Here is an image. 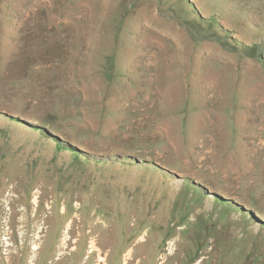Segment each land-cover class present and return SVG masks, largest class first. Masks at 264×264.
<instances>
[{
    "label": "rangeland",
    "instance_id": "rangeland-1",
    "mask_svg": "<svg viewBox=\"0 0 264 264\" xmlns=\"http://www.w3.org/2000/svg\"><path fill=\"white\" fill-rule=\"evenodd\" d=\"M0 207V264H264V0H0Z\"/></svg>",
    "mask_w": 264,
    "mask_h": 264
},
{
    "label": "bare ground",
    "instance_id": "bare-ground-1",
    "mask_svg": "<svg viewBox=\"0 0 264 264\" xmlns=\"http://www.w3.org/2000/svg\"><path fill=\"white\" fill-rule=\"evenodd\" d=\"M13 188L14 187H11V191L9 190L8 191V193L7 194H5V196H4V199H6V200H8V203L6 204V206H7V208L5 209L6 210V212L5 213H7V215H9V217H8V220L10 221V224H11V219H12V213H11V211H10V208H11V206H10V202H12V199L10 200V199H8V198H10V197H12V194H11V192L12 193H14V191H13ZM15 189V188H14ZM37 194L39 195V196H35L33 199H32V203L36 206V205H38L39 204V201H38V199L41 197V194H39V192H37ZM3 197V196H2ZM16 197V196H15ZM44 197V196H43ZM3 199V198H2ZM14 199V198H13ZM15 200V199H14ZM4 201L5 200H2V203H4ZM1 203V204H2ZM6 203V202H5ZM13 206V205H12ZM0 209H1V207H0ZM50 210H52V208L50 207L49 208ZM4 210V211H5ZM15 210V209H14ZM1 211V210H0ZM64 212H65V210H64ZM1 213V212H0ZM62 215H64L65 213H61ZM3 216H5L4 214H3ZM80 218V217H79ZM5 219H6V217H5ZM48 218L47 217H45V220H44V223H46V220H47ZM7 220V221H8ZM75 221H77V220H75V215H73L72 217H71V219L70 220H68V222L66 223V225L64 226V235H63V238L61 239V244L58 246V248L60 249V250H66V249H68V246H69V243L72 241V236H73V234H74V223H75ZM8 223L9 222H7L6 223V226H7V228L6 229H4V232H6V233H8V230H9V228H8ZM91 224V223H90ZM89 228V232L87 233V234H92V232H93V227H91V225L88 227ZM48 229V228H47ZM10 235V234H9ZM35 239H37V237L35 238ZM3 241H4V246H3V254L4 255H6V256H9V255H11L12 253H10L11 252V248H12V244H10L9 242H8V238H3ZM90 246L88 247V249H89V252H88V255L89 256H91L94 252H100V249L97 247V242H96V240L95 239H93V240H90ZM174 243H168V247H169V249L171 248V251L173 250V248H175L174 247ZM163 248H164V246H163ZM166 249V248H165ZM38 250V245L37 244H35V242H33V244H32V246H31V248H30V251L31 252H35V251H37ZM110 251V250H109ZM162 251H163V249H162ZM177 251V250H176ZM36 253V252H35ZM61 253V252H60ZM173 253H176V252H173ZM130 254V252L128 253V254H125V260H127V256ZM167 254H169V253H167ZM132 255V254H131ZM130 260V259H129ZM32 262V261H31ZM125 262H127V261H125ZM166 260H164L161 264H166ZM128 264V263H127Z\"/></svg>",
    "mask_w": 264,
    "mask_h": 264
},
{
    "label": "trees",
    "instance_id": "trees-1",
    "mask_svg": "<svg viewBox=\"0 0 264 264\" xmlns=\"http://www.w3.org/2000/svg\"><path fill=\"white\" fill-rule=\"evenodd\" d=\"M189 4V3H188ZM110 51V50H109ZM109 53V52H108ZM114 53H115V51L113 50V49H111V51H110V53L109 54H111V56H114ZM102 58V57H101ZM105 59V60H104ZM109 59V57L107 56V57H103V60L104 61H106V62H108L107 60ZM86 62H84V64H85ZM90 65V64H89ZM90 68H91V65H90ZM92 68L94 69V72L95 71H98V72H100V74H102V72H103V76H104V78H105V76H106V74H108V76H111V72H110V69H108L109 67L108 66H106L105 67V65L103 66V64H100V65H93L92 66ZM99 69V70H98ZM107 71V72H106ZM106 72V73H105ZM110 73V74H109ZM35 77H37V75L35 76ZM51 85V84H50ZM37 86V85H36ZM59 89H62V88H59ZM35 101H36V103H40V104H42L44 101L46 102L47 101V98H45V97H41V96H36L35 97V99H34ZM33 116H35V115H33ZM45 122H48L47 120H44ZM256 210H261L260 208H258V209H256ZM262 212V211H261Z\"/></svg>",
    "mask_w": 264,
    "mask_h": 264
},
{
    "label": "crops",
    "instance_id": "crops-1",
    "mask_svg": "<svg viewBox=\"0 0 264 264\" xmlns=\"http://www.w3.org/2000/svg\"><path fill=\"white\" fill-rule=\"evenodd\" d=\"M207 126V125H206ZM209 149H210V147H209ZM137 240L139 241V239L137 238ZM109 252V250H107V253ZM130 251H128V253H129ZM106 253V254H107ZM106 254H105V256H106ZM95 255L96 256H99L98 255V253H95ZM108 255V254H107ZM125 255V254H124ZM124 255L122 256V264H125V258H124ZM95 259H94V262H91V264H97V261H96V257H94ZM107 258H108V256H107ZM141 259L142 258H139V259H136V260H134L133 261V264H139L140 263V261H141ZM159 259L157 258V260H156V264H161V261H158ZM12 261V260H11ZM10 263V262H9ZM105 264V263H104ZM106 264H107V260H106ZM177 264V263H176Z\"/></svg>",
    "mask_w": 264,
    "mask_h": 264
},
{
    "label": "built area",
    "instance_id": "built-area-1",
    "mask_svg": "<svg viewBox=\"0 0 264 264\" xmlns=\"http://www.w3.org/2000/svg\"><path fill=\"white\" fill-rule=\"evenodd\" d=\"M90 246V243H89V245H88V247ZM88 252H89V249L87 250V254H88ZM4 255V254H3ZM4 256H6V255H4ZM87 256L88 255H86V257L84 258V260L86 261V259H87ZM84 260L82 261V263L84 262ZM82 263H80V264H82Z\"/></svg>",
    "mask_w": 264,
    "mask_h": 264
}]
</instances>
